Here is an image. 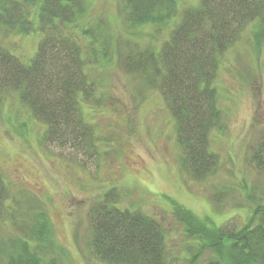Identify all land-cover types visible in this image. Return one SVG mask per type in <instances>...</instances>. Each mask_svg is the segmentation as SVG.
I'll use <instances>...</instances> for the list:
<instances>
[{
	"label": "rangeland",
	"instance_id": "rangeland-1",
	"mask_svg": "<svg viewBox=\"0 0 264 264\" xmlns=\"http://www.w3.org/2000/svg\"><path fill=\"white\" fill-rule=\"evenodd\" d=\"M86 1L83 23L88 27L96 19L105 21L108 40L121 49L130 38L138 48L160 49L170 34L169 27L158 33L151 24L124 21L122 0ZM198 3L180 0V7ZM252 34L253 27L244 28L220 56L213 81L220 115L207 142L215 157L201 176L182 161L175 120L158 85L149 86L126 71L116 52L111 61H94L91 55L85 69L95 83L91 100L81 109L94 128L96 149L86 151L70 140H43L45 126L19 91L0 88V177L6 194L0 251L26 232L28 218L38 221L43 212L52 225L47 257L58 264H106L89 244V207L113 188L122 209H139L160 221L168 260L178 256V264L188 255L185 247L199 240L187 236L173 203L218 226L246 223L255 205L264 201V168L250 160L264 135V41L255 43ZM39 37L36 31L9 33L0 26V48L24 62L34 56ZM77 39L81 47L88 41L83 35ZM100 45L95 43L98 49ZM83 54L89 59L87 44ZM211 256L205 250L199 261Z\"/></svg>",
	"mask_w": 264,
	"mask_h": 264
},
{
	"label": "trees",
	"instance_id": "trees-1",
	"mask_svg": "<svg viewBox=\"0 0 264 264\" xmlns=\"http://www.w3.org/2000/svg\"><path fill=\"white\" fill-rule=\"evenodd\" d=\"M122 4V18L131 25L151 24L158 33L169 27L160 49L138 48L131 38L119 48L118 42L108 40L102 19L87 27L86 0H0V26L9 33L40 34L28 62L0 48V88L19 91L45 126L43 140H70L86 151L96 149L94 128L81 109L91 100L95 83L85 69L91 55L94 61H111L116 52L126 71L149 86L158 85L175 120L182 161L201 176L215 157L207 142L220 115L213 84L220 56L248 26L253 27L255 43L264 41V0H199L197 6L183 8L180 0H122ZM81 35L88 39L83 47L77 39ZM86 44L90 60L82 55ZM250 160L264 168V135ZM1 181L0 177V212L6 196ZM118 202L119 192L113 188L89 207V244L97 257L106 264H178V256L168 260L160 221L139 209H122ZM173 205L187 236L199 240L198 245L185 247L188 255H182L179 264H264V201L239 228L218 226ZM38 219L26 220V232L0 251V264H58L55 257H47L49 218L38 212ZM205 250L212 256L199 261Z\"/></svg>",
	"mask_w": 264,
	"mask_h": 264
}]
</instances>
